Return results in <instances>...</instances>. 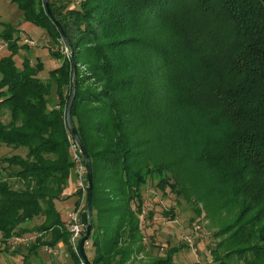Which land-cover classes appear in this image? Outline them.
<instances>
[{
	"label": "trees",
	"instance_id": "16d2710c",
	"mask_svg": "<svg viewBox=\"0 0 264 264\" xmlns=\"http://www.w3.org/2000/svg\"><path fill=\"white\" fill-rule=\"evenodd\" d=\"M13 1L71 43L101 83L83 88L78 68L72 109L93 164L92 264H127L146 247L143 187L156 173L169 184L168 172L196 195L197 214L203 203L233 216L220 232L225 256L212 250L218 264H264V0H49L50 11L45 0ZM38 67L0 60V146L20 152L0 156V264L2 245L36 227L52 235L30 252L63 239L82 264L56 208L75 171L73 70L68 60L52 70L59 102L49 106ZM73 195L79 207L82 194ZM171 263L167 255L152 264Z\"/></svg>",
	"mask_w": 264,
	"mask_h": 264
},
{
	"label": "rangeland",
	"instance_id": "374dc122",
	"mask_svg": "<svg viewBox=\"0 0 264 264\" xmlns=\"http://www.w3.org/2000/svg\"><path fill=\"white\" fill-rule=\"evenodd\" d=\"M63 2L68 4V0H63ZM75 4H79V0H76ZM59 38L56 41L46 27L26 16L18 3L13 0H0V60L2 57L12 56L19 70L25 67L26 62L34 66L39 65L37 76L50 86L49 106L58 105L59 102L57 82L52 77L51 72L61 66L65 60H68L73 71L75 64L77 71L79 68V74L81 77L83 76L81 82L83 88L101 87V83L91 78L89 67L83 62L79 64L76 62L74 47L70 46L63 37ZM11 44H15V47H11ZM53 52H56L57 55H54ZM65 90L64 97H67L70 93V87H66ZM68 137L69 141L73 142L70 133ZM16 153H20L19 150H12L4 145L0 146V156ZM165 174L156 173L154 179H148L147 184L143 187L144 202L141 207L143 212L140 215V221L143 234L141 240L146 247L133 254L127 264H152L157 258L167 255L171 257V264L220 263L221 260L215 259L212 250L218 247L228 236L220 232L228 220L234 219L233 216L229 215L226 210H223L220 215L211 214L202 205L203 203L200 204L203 211L201 214H197L195 210L196 195L189 191L191 189H186V185L176 188L175 178L171 172H168L171 177L170 183L159 184ZM68 185L65 190L66 193L76 192V173L71 175ZM80 192L82 197L79 207L81 208L82 204L86 202L88 186L86 191L81 190ZM133 207L136 208V203H133ZM56 208L60 211L63 222L68 224L70 211L78 207L76 208L72 201L60 199L56 200ZM39 223L40 220L37 219L29 226L30 228L34 225L39 226ZM41 234L44 238H49L52 235L46 231L39 232L37 227L32 231L23 233L22 236L27 239V242L17 248L20 252L12 253L8 243L3 244L2 247H5V250L1 256L2 263L23 264V259L20 257L21 251H27ZM91 237L93 238V236ZM140 244L141 241H138L137 245ZM86 251L89 258L92 259L95 251L91 243L86 247ZM218 252L224 257L227 248L225 246L218 247ZM41 255L46 256V258L49 257V253L47 254L45 251L41 252ZM68 256L69 264H74L69 249ZM30 261L31 263L27 262V264H38L36 256ZM242 262L243 259L232 258L225 264H241Z\"/></svg>",
	"mask_w": 264,
	"mask_h": 264
},
{
	"label": "water",
	"instance_id": "95a60500",
	"mask_svg": "<svg viewBox=\"0 0 264 264\" xmlns=\"http://www.w3.org/2000/svg\"><path fill=\"white\" fill-rule=\"evenodd\" d=\"M45 2H46V6H47L48 10L50 11L49 0H45ZM69 44H70V46L72 45L71 43H69ZM76 95H77V68H76V64H75V68L73 71V90H72V95H71V98L68 102V106H67V110H66V123H67L68 130L73 137V142L75 143L79 152L83 156L84 165L86 168V176H87V181H88V192H87L86 205H85V209H84V213L87 214V221L84 223L85 233L80 238L79 243H78V252H79L81 259L86 264H92L88 254H87V251H86V242L90 240L92 232H93V223H94V217H93L94 172H93L92 159L90 157L88 149L86 148V146L82 142L80 135L78 133L77 127H76L74 120H73L72 109H73V105H74Z\"/></svg>",
	"mask_w": 264,
	"mask_h": 264
},
{
	"label": "built area",
	"instance_id": "2783aa9c",
	"mask_svg": "<svg viewBox=\"0 0 264 264\" xmlns=\"http://www.w3.org/2000/svg\"><path fill=\"white\" fill-rule=\"evenodd\" d=\"M72 152H73V160L75 162V171L77 173V190L76 191H86V187L88 186L87 176H86V168L84 165L83 157L79 154V150L74 142H72ZM77 208V207H76ZM71 236L70 242L73 246V249L78 252V243L80 238L83 236L85 231L84 222L81 217V208L72 209L70 211V219L67 224ZM27 239L22 235H14L13 237L7 240V243L11 250H16L20 245L26 244ZM90 245V240L86 242V247ZM51 252L53 249L48 248ZM82 264H86L82 260Z\"/></svg>",
	"mask_w": 264,
	"mask_h": 264
},
{
	"label": "crops",
	"instance_id": "0c3cea01",
	"mask_svg": "<svg viewBox=\"0 0 264 264\" xmlns=\"http://www.w3.org/2000/svg\"><path fill=\"white\" fill-rule=\"evenodd\" d=\"M74 173H76V171H74ZM74 193L70 194L65 192L62 200L72 201L74 204L75 203V195H73ZM65 223L67 225V222ZM48 248H52L53 250L50 252ZM43 251H45L47 254L49 253L48 258H46V256L43 257L41 255V252ZM34 256L37 257L38 264H69L68 246L63 239L58 240L55 245H49V246L44 245L40 247L36 252H30L28 249L27 251L24 252L21 251L20 253V257L21 259H23V264H27V262L31 263L30 260H32Z\"/></svg>",
	"mask_w": 264,
	"mask_h": 264
}]
</instances>
